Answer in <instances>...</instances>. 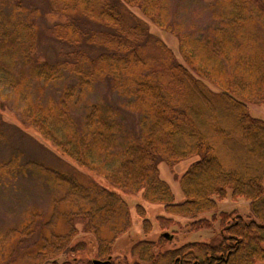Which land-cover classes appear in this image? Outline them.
<instances>
[{
  "label": "trees",
  "instance_id": "1",
  "mask_svg": "<svg viewBox=\"0 0 264 264\" xmlns=\"http://www.w3.org/2000/svg\"><path fill=\"white\" fill-rule=\"evenodd\" d=\"M44 1L57 17L49 32L67 50L41 59L40 7L0 0V95L12 91L21 125L76 167L0 163V172L34 171L58 191L47 211L31 208L19 225L0 228V264H264V119L250 106L264 103V0H215L217 23L204 34L171 18V0ZM133 8L175 35L180 60ZM59 83V94L35 97L36 85L42 92ZM104 83L138 115V136L128 134L120 108L90 98ZM197 156L175 176L184 194L176 201L159 164ZM100 177L162 205L160 228L176 217L188 231L218 222L220 238L170 246L177 232L154 236L139 202L143 235L121 247L117 240L132 234V209ZM230 190L233 200H249V216L220 209Z\"/></svg>",
  "mask_w": 264,
  "mask_h": 264
},
{
  "label": "rangeland",
  "instance_id": "2",
  "mask_svg": "<svg viewBox=\"0 0 264 264\" xmlns=\"http://www.w3.org/2000/svg\"><path fill=\"white\" fill-rule=\"evenodd\" d=\"M21 1H23L25 5L27 4L31 7H40L39 10L41 11V15L38 17V21L41 22V26L43 27L37 51L40 58L54 59L57 56H62L63 52L67 50V46L57 42L48 29L55 22L57 17L49 12L48 6L44 0ZM214 1L215 0H171V18L174 21L182 23L194 34H204L217 23L212 16L210 8V4ZM133 10L136 11L139 16L146 19L138 9L133 8ZM146 20L148 21L151 32L161 37L180 60L181 54L179 52L178 40L175 35L159 28L152 21ZM61 86L62 84L59 83L41 92L40 86L36 85L34 87V95L35 97H42L43 100L46 101L49 97L59 94ZM55 91H57V93ZM90 98L94 101L100 98H106L109 103L120 108L123 112V120L128 134L130 136H138L140 131L138 115L122 106L124 102L123 99L113 92L109 88V85L106 83L97 85L90 94ZM21 106V102L18 101V98L12 91L6 88L3 89L2 96L0 95V163L17 157L21 159L20 161L22 163L28 159H39L62 168L72 169L74 166L76 167L74 162L58 152L31 126L27 123L21 125ZM250 106L254 116L264 119V103L261 105L251 104ZM196 159H198V156L183 160L172 166L168 165L165 161L159 164L160 176L170 184L175 194L176 201L184 200V194L175 176L181 175ZM77 168L79 167L77 166ZM21 169L22 168L17 169L14 173L0 172L1 229L19 225L23 221L25 213L31 208H37L41 212L47 211L50 207L52 197L58 194V191H54L51 188L46 177L30 170L22 172ZM79 169L81 170V168ZM100 181L104 185L120 192L132 209V234H129L130 236L125 234L117 240L118 244H122L121 247L128 244L127 242L131 240L132 235L136 237L143 235V219L138 215L136 210V205L139 202L144 203L146 216L151 219L154 231L157 232L154 233V236L165 232H177L174 241L169 244L170 246L180 245L188 240L207 239L210 242H217L220 238L218 222H216L211 229L188 231L189 229L185 225V219L176 217L175 222L177 221L178 223L171 225L168 229H162L157 223V215L163 211L162 205L144 202L140 194L125 193L115 188L104 178L100 177ZM219 206L221 210L230 211L237 209V212L246 217L251 214L249 200L245 198L233 200L231 197V190L226 199L219 201ZM77 227L80 234H83V222L81 220L77 221ZM34 239H36V236L30 239L27 244L31 243ZM118 251H120V249L117 250V252ZM85 256H89V254Z\"/></svg>",
  "mask_w": 264,
  "mask_h": 264
},
{
  "label": "water",
  "instance_id": "3",
  "mask_svg": "<svg viewBox=\"0 0 264 264\" xmlns=\"http://www.w3.org/2000/svg\"><path fill=\"white\" fill-rule=\"evenodd\" d=\"M164 235H165V236H167V237H169V236H170V234H169V233H167V232H166V233H164ZM100 262H101V260H95V263H96V264H99Z\"/></svg>",
  "mask_w": 264,
  "mask_h": 264
}]
</instances>
